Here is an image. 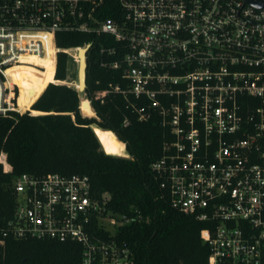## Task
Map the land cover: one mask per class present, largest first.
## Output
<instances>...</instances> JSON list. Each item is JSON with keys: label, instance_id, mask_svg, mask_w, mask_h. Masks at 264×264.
I'll return each mask as SVG.
<instances>
[{"label": "built area", "instance_id": "1", "mask_svg": "<svg viewBox=\"0 0 264 264\" xmlns=\"http://www.w3.org/2000/svg\"><path fill=\"white\" fill-rule=\"evenodd\" d=\"M102 2L0 0V115L26 112L14 74L46 70L32 58L54 62L50 83L75 87L56 78L58 55L79 63L93 43L63 48L60 32L105 35L102 66L126 83L97 97L121 93L140 121L169 128L152 171L163 199L207 224L204 264H264V0H119L121 19L99 18ZM0 162L11 169L4 152ZM14 189L4 235L78 242L82 264H136L117 232L143 215L109 210L87 175L23 173Z\"/></svg>", "mask_w": 264, "mask_h": 264}, {"label": "trees", "instance_id": "2", "mask_svg": "<svg viewBox=\"0 0 264 264\" xmlns=\"http://www.w3.org/2000/svg\"><path fill=\"white\" fill-rule=\"evenodd\" d=\"M97 15L121 19L119 0H103ZM105 38L76 31L58 34L63 48L93 43L87 54L85 94L97 117L83 114L81 102L86 98H81L77 88L50 83L55 80L53 61L49 69L40 70L48 71L49 79L29 102V110L0 115V154H6L11 166L6 170L0 162V264H82L83 247L78 242L4 235L16 208L14 182L23 173L87 175L96 197L110 196L109 210L142 214L143 221L124 225L117 232L118 241L130 247L136 264H204L208 259L209 248L202 239L207 224L163 199L152 171L153 162L171 141L169 128L157 118L140 121L121 93L97 97L100 90L126 83L120 70L102 66L110 59L101 52ZM73 64L67 53H59L56 78L70 82ZM115 138L124 148L120 152L115 150L121 148ZM94 231L108 235L102 229Z\"/></svg>", "mask_w": 264, "mask_h": 264}, {"label": "rangeland", "instance_id": "3", "mask_svg": "<svg viewBox=\"0 0 264 264\" xmlns=\"http://www.w3.org/2000/svg\"><path fill=\"white\" fill-rule=\"evenodd\" d=\"M71 71H72L73 74H72V77L70 79L71 80L70 83L77 88L78 87V82H79V77H78L79 63L78 62L74 61V64H73V67H72ZM27 80L28 81L26 82V89L22 93V104H21V106L23 107L21 109H26V111L29 110L28 109L29 102L31 100H33L38 95V93L40 92L42 86L45 83V79H41V78L32 76V74H29L27 76ZM79 93L81 94V98L82 99L86 98V100H88L85 92H80L79 91ZM84 101L81 102V107H82L83 114L84 115L88 114L86 116H90L89 113H94L93 109H91L90 107H87V106H83ZM115 140L119 144V142H118V140L116 138H115ZM120 147H121V145H120ZM121 149L123 150L124 148L121 147L118 150H117V148H115L116 152L122 151Z\"/></svg>", "mask_w": 264, "mask_h": 264}, {"label": "bare ground", "instance_id": "4", "mask_svg": "<svg viewBox=\"0 0 264 264\" xmlns=\"http://www.w3.org/2000/svg\"><path fill=\"white\" fill-rule=\"evenodd\" d=\"M33 61L38 62L41 65H44L47 69L50 68L51 66V59L48 60H38L36 58H32ZM29 74H32V76L41 78V79H45V81H47L49 79V72H42L39 69L32 67V66H23V67H19L17 73L14 74V77L16 79V81L19 83L21 89H22V93L25 91L26 89V82L27 80V76ZM84 101V100H83ZM23 108L22 106L20 107V109ZM94 113H89V115H92ZM88 115V114H86Z\"/></svg>", "mask_w": 264, "mask_h": 264}, {"label": "water", "instance_id": "5", "mask_svg": "<svg viewBox=\"0 0 264 264\" xmlns=\"http://www.w3.org/2000/svg\"><path fill=\"white\" fill-rule=\"evenodd\" d=\"M87 52H88V48H81L79 51V73H78V77H79V91L80 92H85L86 87H87ZM83 106H87L90 107L91 109L93 108L91 105V101L85 100ZM82 109V107H81ZM83 112V111H82ZM91 117H97L96 113L94 112V114L90 115Z\"/></svg>", "mask_w": 264, "mask_h": 264}]
</instances>
